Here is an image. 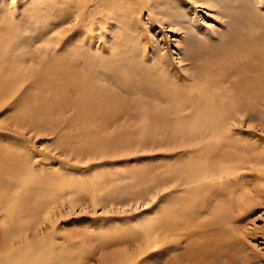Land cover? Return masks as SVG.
<instances>
[{
	"label": "rangeland",
	"instance_id": "rangeland-1",
	"mask_svg": "<svg viewBox=\"0 0 264 264\" xmlns=\"http://www.w3.org/2000/svg\"><path fill=\"white\" fill-rule=\"evenodd\" d=\"M79 1L0 0V27L4 32L6 24H10L15 34L7 56L13 60L23 59L22 68L37 75L42 74L53 58H65L79 76L104 85L107 91L113 90V96L123 98L126 103L115 118L99 121L96 117L89 122L78 116L82 110L68 103L73 95L70 89L68 94L63 93L67 97L58 101L57 107L55 100L45 99L50 92L46 88L45 91L38 89L43 85V77L31 78L14 93H1L0 169H34L48 173L47 177L57 173L74 181L89 179L93 174H101L102 179L115 172L120 174L118 181L109 183L93 199L81 193L78 199L70 197L56 206V236L73 233L77 240L88 241V234L92 236L91 244L96 245L98 241L93 239L96 234L107 236L112 229L124 232L131 221L135 224L139 216H146L155 204H161L176 195V190L183 189L181 185L167 188L150 204L143 205L142 199L149 196H145L141 185L139 193L143 197L140 202L133 201L137 188L128 189L134 179L124 175L127 171L132 174L148 166L154 174H163L164 169H181L190 157L196 160L200 154L212 165L211 169L218 166V169L236 173L235 178L229 176L228 182L224 174L223 179L216 180L218 187L232 189V195L218 193L209 204L210 210L212 206L222 205L227 221L226 236L231 244L224 249L225 255L220 253L205 264H264V211L255 215L257 210L264 209L263 93L255 91L253 97L249 94L238 99L232 89L238 80H243L239 76L236 80L229 77L226 95L232 102L238 100L237 105L234 104L236 111L225 125L224 136L208 138L212 150L207 154L198 141L190 143L187 151L185 147L184 150L177 148V140L164 138V133L170 130L166 126H158L156 131L150 127L147 134H140L142 120L136 107L140 101L139 106L145 104V109L153 105L170 108L169 103L160 100L158 91L141 90L140 84L136 87L139 82L147 84L143 81L145 76L160 73L169 88L177 83L182 86L181 82L199 75L200 66L210 61L208 51L200 52L202 45L208 50H217L227 48L232 38L248 40L263 36L264 0H117L112 8L102 0H87L82 12H75V2ZM239 52L234 54L242 55L238 56L242 61L244 56V61L251 59ZM252 61L259 63L256 59ZM80 80L78 77L74 84L79 85ZM32 110L39 120L31 118ZM26 113L32 116L29 121H22ZM184 114H188V110ZM127 129L134 131L132 140L116 145L106 142L108 135ZM194 145H198L195 152ZM218 230L217 225L198 226L191 229L190 237L178 233L172 248H161L138 264H191L183 257L187 245L193 240L206 239V235L213 239ZM117 246L114 241L112 246L91 253L89 264H99L103 254L114 252L115 248L119 249ZM128 249L136 250L134 246Z\"/></svg>",
	"mask_w": 264,
	"mask_h": 264
},
{
	"label": "bare ground",
	"instance_id": "bare-ground-1",
	"mask_svg": "<svg viewBox=\"0 0 264 264\" xmlns=\"http://www.w3.org/2000/svg\"><path fill=\"white\" fill-rule=\"evenodd\" d=\"M86 1L75 2L77 6H74V11L82 12ZM102 1L112 8L115 7L117 0ZM193 1L196 2V0ZM14 36L13 27L10 24H6L4 32L0 27V94L14 93L19 89L18 86L31 78L43 77V85L38 89L43 88L45 91L44 88H46L47 92H50V95L44 96L45 99L55 100L57 107L58 101L67 97L63 93L68 94L70 89L73 95L68 103L75 106L76 110L83 111L77 114L85 121L87 119V121H95L96 117L99 121L115 118L116 112L126 103L123 98L114 97L113 90L107 91L104 85H98V83L90 82V79L79 76L71 68L70 62L64 61L65 58H53L40 75L28 72L22 68L25 66L23 59L13 60L7 56L9 44ZM205 49L202 45L200 52L208 51L206 54L210 61L200 66L201 70L197 72L199 75L189 76L186 79L187 82L186 80L185 83L181 82L184 85L179 83L182 85L180 86L177 83L169 88L164 80L165 77L160 73H156L155 76H145L143 80L147 81H145L147 84L143 83L145 85L140 82L136 84V87L140 84L141 90L147 88L150 93L158 91L160 100L170 104V108L166 109H160L154 105L145 109L143 108L145 104L139 106V101L136 107L139 118L142 120V125L139 127L140 134H147L150 127L156 131V127L166 126L170 130L163 136L169 141L176 142L177 140L179 142L177 148L183 150L186 148L187 151L190 143L198 141L197 143H202V151L207 154L212 150L211 144H208L210 143L208 138L211 140L224 136L227 132L225 125L232 117L231 113L236 111L234 104L237 105L238 100L232 102L233 99L229 100L227 98L229 95H226L229 91L226 86L230 81L229 77H235L236 80L239 76L243 80L240 82L237 79L239 83L232 89L238 99L242 96L248 97L249 94L253 97L255 91L264 95V35L251 39L249 37L248 40L232 38L227 48ZM236 51L245 53L251 59L244 61V56L242 61L240 59L242 55L238 54L241 56L238 57L234 54ZM254 59L260 64L251 62ZM78 77L81 79L79 85L74 84ZM16 88L18 89L15 90ZM38 89L36 93H39ZM225 99L228 102H225ZM187 110L188 114H184ZM32 114H34L33 110ZM171 114L174 116L173 119L170 117ZM31 116L26 113L22 121H29ZM31 118L40 119L37 114ZM131 130H122L114 135H108L105 137L106 142L109 145H116L119 142L132 140L131 136L134 131ZM198 145L192 146L194 152ZM197 157L196 160L190 157V160L180 167L181 169H176V167L164 169L163 174H154L148 166V169H143L145 168L143 166L134 172L131 170L132 174L127 171L124 175L134 179L128 189H138H135L137 192L133 195L135 199L133 201L140 202L142 199L143 195L139 193L141 185L143 189L145 188V196H149L142 199L143 205L150 204L160 191L180 185L183 189L180 191L176 188L178 189L176 195L168 197L161 204H155L146 216L140 215V220L137 219L139 221L135 224L131 221L129 223L131 226L124 232L112 229L107 236L96 234L93 238L94 241H98L96 245L91 244L92 236L88 234V241L87 239L77 240L76 236L72 235L73 233L63 232L62 237L56 236L54 232L56 230V206L70 197L78 199L81 193L90 195L93 199L94 195L109 183H113L114 180L118 181L121 178L120 174L112 173L107 175V179L105 177L102 179L101 174H93L89 179L84 177V180L79 178L81 180L75 179L74 181L67 180L65 175L61 176L57 173H51L47 177L48 173L45 175L42 171L34 169H0V264H89L91 253L112 246L114 241L119 249L115 248L114 252L104 254L101 252L103 256L99 259V264H138L140 260L148 258L153 252L157 253L161 248V250L165 247L172 248L174 237H177L178 233L187 234L190 237L191 229L213 225L219 227L220 235L216 233L213 239H208L206 235L204 236L206 239L191 241L183 257L191 261V264H205L220 253L225 255L223 251L231 243H229V237L226 236L227 221L222 214L223 207L213 204L215 206H212L210 210L209 204L218 193L232 195V189L224 186V188L218 187L216 180L223 179L224 174L228 182L231 180L229 176L235 178L236 173L230 169L227 171L218 169V166L211 169L212 165L210 166L202 155L199 154ZM149 190L153 191L149 192ZM145 199L148 200L145 201ZM207 211H209L208 218L205 215ZM201 219L205 220L202 222ZM75 234L80 236L81 232ZM82 235L85 237V234ZM129 246H134L136 250L131 252L128 249Z\"/></svg>",
	"mask_w": 264,
	"mask_h": 264
},
{
	"label": "snow or ice",
	"instance_id": "snow-or-ice-1",
	"mask_svg": "<svg viewBox=\"0 0 264 264\" xmlns=\"http://www.w3.org/2000/svg\"><path fill=\"white\" fill-rule=\"evenodd\" d=\"M262 211H264V209H259V210H257L256 213H255V215H259L260 212H262ZM142 264H143V262H142Z\"/></svg>",
	"mask_w": 264,
	"mask_h": 264
}]
</instances>
